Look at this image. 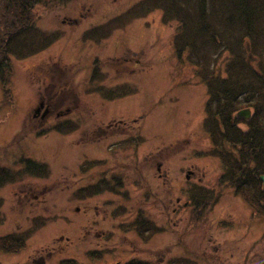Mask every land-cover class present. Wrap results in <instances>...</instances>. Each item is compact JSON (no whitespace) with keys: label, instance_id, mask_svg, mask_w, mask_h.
Here are the masks:
<instances>
[{"label":"rangeland","instance_id":"rangeland-1","mask_svg":"<svg viewBox=\"0 0 264 264\" xmlns=\"http://www.w3.org/2000/svg\"><path fill=\"white\" fill-rule=\"evenodd\" d=\"M140 1L41 0L32 10L36 27L58 34V39L35 55L10 59L7 86L0 83V167L19 166L16 161L29 156L45 164L48 173L27 176L25 192L13 185L0 192L4 199L0 237L20 230L29 235L33 219L40 217L39 231L27 239L26 250L19 256L0 252V264H29L39 259L50 264H67L68 259L92 264L95 258L86 251L103 248L94 235L88 241L83 238L88 231L116 232L113 242L117 245L110 243L104 253L108 264L131 259L154 264L158 260L162 264H215L213 258L203 262L196 254L206 246L208 252L212 250V235L216 238V231L231 225L232 230H239L243 224V230L250 233L239 247L241 255L250 248L255 256L264 247V242L254 244L263 235L264 221L253 216L233 184L225 186L213 209L204 212L191 205L185 211H174L177 199L181 203L191 200L189 184L215 188L223 169L210 155L211 140L203 129L207 89L194 67L186 58L179 59L174 48L178 24L165 23L160 10L137 15L134 8ZM66 20L72 23L64 24ZM108 23H115L116 29L107 32ZM222 62L225 66L226 61ZM94 63L101 73L95 85ZM98 84L118 93L127 91L128 96L104 99L101 92H92ZM51 94L63 101L40 128L70 120L75 129L67 124L60 133L52 130L42 138L30 137L39 126L34 110ZM58 114L70 115L56 121ZM152 154L153 164L146 160ZM161 155L166 183L156 171ZM100 160L106 164L100 166ZM87 161L95 164L93 168ZM103 170L105 177L115 171L126 182L131 201L124 215L119 214L123 209L118 208L122 205L119 195L85 202L77 190L105 178ZM204 194L210 197L211 193ZM137 209V216L140 209L146 210L147 216H138L142 226L147 220L156 223L147 241L129 228L134 219L130 210ZM223 219L231 224L222 222L227 226H221ZM144 236L148 237L146 232ZM183 236L187 259L182 261ZM223 236L217 235L220 241Z\"/></svg>","mask_w":264,"mask_h":264},{"label":"trees","instance_id":"trees-1","mask_svg":"<svg viewBox=\"0 0 264 264\" xmlns=\"http://www.w3.org/2000/svg\"><path fill=\"white\" fill-rule=\"evenodd\" d=\"M40 2L0 0L3 87L12 73L11 57L24 59L35 55L58 39V34H48L36 27L31 12ZM134 10L137 15L160 10L165 23L178 24L174 39L176 54L180 59L186 55L208 90L204 129L212 143L210 155L220 159L223 166L219 186L233 184L254 215L264 219V188L259 180L264 175V0H142ZM115 29V23H108L107 32ZM248 52L253 56L252 61L247 57ZM222 61H226L225 66ZM99 92L106 99L126 94L106 88H100ZM244 108L253 110L249 121L235 117ZM67 124L74 131L76 125L70 122L55 129L61 131ZM27 165L32 173H44V167L33 161ZM11 177L7 171L0 170V189L12 181ZM96 190L93 186L90 192ZM204 193L199 188L189 191L196 210L211 208L219 195L212 193L206 197ZM24 235L25 239L19 235L1 237L0 250L13 254L23 249L29 236ZM127 264L145 263L133 260Z\"/></svg>","mask_w":264,"mask_h":264},{"label":"flooded vegetation","instance_id":"flooded-vegetation-1","mask_svg":"<svg viewBox=\"0 0 264 264\" xmlns=\"http://www.w3.org/2000/svg\"><path fill=\"white\" fill-rule=\"evenodd\" d=\"M94 67H95L94 73L99 72V67H97L96 65H94ZM62 101L63 100L59 99L58 96L57 95L55 96L54 94L49 95L47 97L46 101L44 99H42V101L40 102V105L42 104L43 109L37 115L38 116L37 120L39 121V123L42 124V121L40 120V116L42 115V113L46 114L45 118L51 116L52 114H54L55 111L57 112V108L60 107V104L62 103ZM61 116H64V115L58 114L56 116V118L58 119ZM115 125H119V124H114L113 126H115ZM109 127H112V125H109ZM102 135H105V134H102ZM154 158H155V156L152 154L151 156L147 157L146 160L148 161L151 159V162L153 164ZM159 158L160 159H158L156 161V171L159 174V178L163 177L164 182H165L167 180L166 179L167 173L163 170L165 158L163 155L159 156ZM30 161H32L31 157L25 156L21 160L16 161V164H19V166L0 167V170L7 171L12 176L11 177L12 181L7 183V185H5L3 188H5L9 185H13L14 187H18L17 190H21V191L25 192L26 186H27V185H25L26 184V177L30 176V174L32 173V171H31L32 169L28 168V165H27V162H30ZM104 161L105 160H102V161L100 160V162L98 164H100V166H102V165L104 166V164H106ZM20 162H22V163H20ZM104 170L102 171L103 177H105V172H106ZM89 171L90 170L87 169L84 172L89 173ZM190 178H191V175H187V180L189 183L193 181ZM202 179L203 178H200L199 181H202ZM123 182H124L123 178H119V175L117 172H115V171H112V173L109 172V175H107L105 178L94 179L91 182L85 184L86 186L85 185L81 186L82 190L84 191L83 199L85 200V202H88L94 198L106 197L105 195H110V194H113L115 196L119 195L118 199L121 201L122 205H120V206L118 205V208L123 207V209H121L122 211H120L119 214L124 215V211H125V209H127V205L131 200H130L129 191L127 192V190H126V189H128L126 187V182H124V183ZM128 183L131 184L132 180L129 179ZM93 186H96L98 188V190H96L98 192H96V193L90 192V189ZM202 187L206 188L203 184L191 183V184H189V187L187 189L188 190L197 189V188L201 189ZM2 189H0V192L2 191ZM206 189L216 190V188H206ZM29 192H30V190H29ZM28 196H30L29 193L26 195V197H28ZM0 199L2 200V207L0 208V210H1L4 206V199L1 196H0ZM29 201H31V199H29ZM108 202H111V200H108ZM176 203L178 206L177 208H174V211H176V212L182 208H184V211L188 208V206L186 205L187 202L181 203L180 199H177ZM140 210H141V211H139L140 214L142 213L143 215L147 216L146 214H144V212H146V210H143V209H140ZM137 211H138V209L132 213V211L130 210V216H134L133 217L134 219H131L129 228L134 231L136 236L137 235L139 236V234L137 232L138 227H137V225H135V224H138L137 218H139L137 216ZM99 216L100 215L97 214V217H99ZM115 217H119V216L115 215ZM107 219H108V216H105L103 218V221L105 222V221H107ZM109 219H110V217H109ZM39 221H40V217H35L33 219L32 223L28 229V231L30 232L28 237H30L31 235H34L35 233H37L39 231V228H38ZM220 221H221V226H227L226 223H223V225H222V222H228L229 224H231V222H229L226 219H223ZM3 222H4V217L0 211V225H2ZM221 226L219 225V227H221ZM238 227H239V230H232V225H231L230 228H228V227L224 228L223 227L224 228L223 230L216 231L215 232L216 238L214 237V235H212L213 239L212 238L209 239V243L213 244L212 250H210L208 252L207 246H206V248H204V249L202 248L200 250L199 254H196L197 255L196 257L198 258L199 256H201L203 262H206L207 260H212L211 258H213L216 261L215 264H255L254 262H257V264H263L264 263V247L259 249L256 252L255 256L252 253H250V248L246 249V250H248L247 252L242 253V255L240 254V251H242V249H240V251H239V247L241 248L242 243L244 242L245 239H247L249 237L250 233L248 231L243 230L244 229L243 224L238 225ZM241 230H243V231H241ZM24 232L25 231L20 230V231L14 232V233H7L5 235H2L1 237L6 238L9 236L19 235L18 237L23 236L24 237L23 239H25ZM144 232H146V234L148 236L151 233V228L146 227L141 232V236L143 238H147L146 236H144ZM238 233H241V234L239 236H236ZM257 233H259V232H257ZM115 234H116V232L111 231V230H106V231H102V232L88 231L86 237H83L86 239V241H88V240H91L92 235H94V237L96 239L95 241H97L98 246L103 248V250H99V249L90 250V249H88L86 251L93 258L96 259V260L95 259L91 260L92 264H108V262H106V256L104 257V253L106 252V249H108V247L110 246V243H113L112 244L113 246L117 245V241L113 242V239L117 238V236ZM217 235H221V236L224 235L223 236L224 240L226 238H229L230 240L226 239L225 241L224 240L220 241L219 238L217 237ZM150 238H151V236H150ZM183 238H184V236L182 237V247L185 251L181 257L182 261L187 259V254H185L187 246L183 243ZM261 242H264V231H263V235L254 244L258 245ZM26 248H27V241H26L25 247L23 249L18 250L13 254H6V253L2 252L1 250H0V252L4 255L19 256L26 250ZM252 248H254V247L252 246ZM110 253H113V252H110ZM235 255H237V256H235ZM115 256H116V254H115ZM110 260H114V259L111 257ZM133 260L142 261V260H138V259H131L130 261H133ZM234 260H236V263L234 262ZM240 260H242V261L240 262ZM70 262H72L71 264H78L76 262V260H74V259H72V260L68 259L67 264H69ZM128 262L129 261L121 263L120 261H118V262H115L114 264H127ZM142 262H144V261H142ZM48 263L46 261H43L42 259H39V260L34 261L32 263H29V264H48ZM144 263L145 264H154L153 262H150V261H148V262L146 261ZM59 264H65V262L62 261ZM156 264H162V263L160 262V260H158V263H156Z\"/></svg>","mask_w":264,"mask_h":264},{"label":"water","instance_id":"water-1","mask_svg":"<svg viewBox=\"0 0 264 264\" xmlns=\"http://www.w3.org/2000/svg\"><path fill=\"white\" fill-rule=\"evenodd\" d=\"M240 116L248 118L249 117V111L241 112ZM261 180L264 184V176L261 177Z\"/></svg>","mask_w":264,"mask_h":264}]
</instances>
